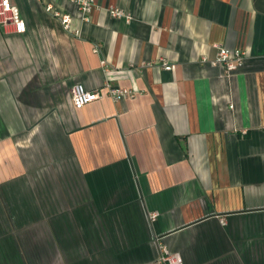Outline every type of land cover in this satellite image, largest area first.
Here are the masks:
<instances>
[{
  "label": "crops",
  "instance_id": "0c3cea01",
  "mask_svg": "<svg viewBox=\"0 0 264 264\" xmlns=\"http://www.w3.org/2000/svg\"><path fill=\"white\" fill-rule=\"evenodd\" d=\"M10 1L0 264H264V0ZM216 46L241 67L204 63Z\"/></svg>",
  "mask_w": 264,
  "mask_h": 264
},
{
  "label": "built area",
  "instance_id": "2783aa9c",
  "mask_svg": "<svg viewBox=\"0 0 264 264\" xmlns=\"http://www.w3.org/2000/svg\"><path fill=\"white\" fill-rule=\"evenodd\" d=\"M79 7L84 21L89 20L95 3L94 0H69ZM110 14L115 18H124L131 20V16L117 9L110 10ZM61 22L65 30H72V18L70 15L60 16ZM0 23L3 27L12 26L18 34H23L27 30L25 21L21 17V13L18 7L11 4L10 0H0ZM218 49V55L214 61H209L207 58L203 59L204 63H210L214 66H220L227 74H232L241 67L247 54L241 49H227L223 46H216ZM165 71L173 70L172 66L165 65ZM109 88L110 95L115 99H121L126 95H131V92L123 89ZM102 98L99 92H91L84 88L82 85H76L71 90V101L76 109H81L84 106L93 102L100 101ZM155 217V216H154ZM182 257L177 254L165 252L163 256L164 264H185Z\"/></svg>",
  "mask_w": 264,
  "mask_h": 264
}]
</instances>
